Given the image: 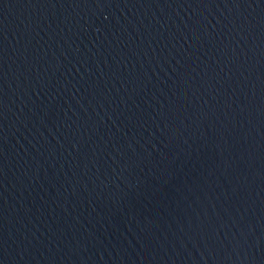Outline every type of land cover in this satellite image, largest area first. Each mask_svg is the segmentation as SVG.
Instances as JSON below:
<instances>
[{"label": "water", "instance_id": "obj_1", "mask_svg": "<svg viewBox=\"0 0 264 264\" xmlns=\"http://www.w3.org/2000/svg\"><path fill=\"white\" fill-rule=\"evenodd\" d=\"M0 264H264V0H0Z\"/></svg>", "mask_w": 264, "mask_h": 264}]
</instances>
